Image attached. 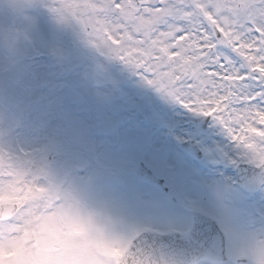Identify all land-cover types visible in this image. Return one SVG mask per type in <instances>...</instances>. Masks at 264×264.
<instances>
[{"label":"rangeland","instance_id":"374dc122","mask_svg":"<svg viewBox=\"0 0 264 264\" xmlns=\"http://www.w3.org/2000/svg\"><path fill=\"white\" fill-rule=\"evenodd\" d=\"M240 1L235 16L247 19L254 0ZM66 2L0 8V202L17 204L0 219V239L17 242L20 264H115L143 229L187 231L193 209L225 235L222 264H264V186L245 197L230 183L233 167L259 164L258 153L215 118L208 131L189 133L182 124L200 112L94 46ZM184 137L201 149L200 162L178 150ZM139 160L168 193L131 176Z\"/></svg>","mask_w":264,"mask_h":264},{"label":"snow or ice","instance_id":"6c2138e0","mask_svg":"<svg viewBox=\"0 0 264 264\" xmlns=\"http://www.w3.org/2000/svg\"><path fill=\"white\" fill-rule=\"evenodd\" d=\"M66 6L78 10L94 46L184 107L214 117L264 166V0H254L247 19L218 0H67ZM249 82L259 89L245 94ZM128 253L135 264L133 240Z\"/></svg>","mask_w":264,"mask_h":264},{"label":"water","instance_id":"95a60500","mask_svg":"<svg viewBox=\"0 0 264 264\" xmlns=\"http://www.w3.org/2000/svg\"><path fill=\"white\" fill-rule=\"evenodd\" d=\"M196 120L204 125L207 121L206 118ZM179 146L196 159L200 157V152L193 141L180 143ZM248 168L256 175L257 182L251 188L256 189L264 178V166H248ZM134 173L160 185L162 183V180L142 163L138 165ZM238 179L241 185L250 189L244 185L240 170ZM15 208L13 203H0V217H9ZM191 215L192 226L185 236L143 231L134 237L132 240L135 241L136 251L139 252L135 264H194L201 260H208L215 264L222 262L225 258L224 239L219 228L213 220L199 212L191 211ZM128 255L127 247L122 255L115 258L116 264H128Z\"/></svg>","mask_w":264,"mask_h":264},{"label":"clouds","instance_id":"9594fccd","mask_svg":"<svg viewBox=\"0 0 264 264\" xmlns=\"http://www.w3.org/2000/svg\"><path fill=\"white\" fill-rule=\"evenodd\" d=\"M3 195L7 196L8 193H3ZM19 251V246L15 240L0 239V256L3 257L0 258V264H20Z\"/></svg>","mask_w":264,"mask_h":264},{"label":"flooded vegetation","instance_id":"af4514ba","mask_svg":"<svg viewBox=\"0 0 264 264\" xmlns=\"http://www.w3.org/2000/svg\"><path fill=\"white\" fill-rule=\"evenodd\" d=\"M223 2H224L223 3V7H229L230 11L232 12L233 15H236L239 11L242 10L243 3L240 0H223ZM247 6H249V5H247ZM213 121H214V117L211 116V120L209 122L208 128L213 125ZM216 124L219 127H223L217 120H216ZM208 128L205 131H207ZM186 130L189 133H192V134L193 133L204 132V131H200V130H189V129H186ZM170 133L171 134L177 133V131L175 129L174 130H170Z\"/></svg>","mask_w":264,"mask_h":264}]
</instances>
